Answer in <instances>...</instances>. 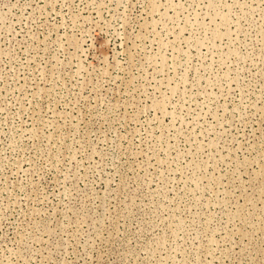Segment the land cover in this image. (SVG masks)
<instances>
[{"label":"rangeland","instance_id":"1","mask_svg":"<svg viewBox=\"0 0 264 264\" xmlns=\"http://www.w3.org/2000/svg\"><path fill=\"white\" fill-rule=\"evenodd\" d=\"M0 264H264V0H0Z\"/></svg>","mask_w":264,"mask_h":264}]
</instances>
